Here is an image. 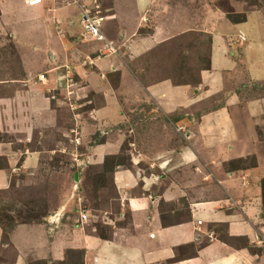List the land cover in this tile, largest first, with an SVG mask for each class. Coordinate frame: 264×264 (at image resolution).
<instances>
[{"label": "rangeland", "instance_id": "rangeland-1", "mask_svg": "<svg viewBox=\"0 0 264 264\" xmlns=\"http://www.w3.org/2000/svg\"><path fill=\"white\" fill-rule=\"evenodd\" d=\"M29 1L10 0V4L12 9L35 6L41 7L45 14H62L61 20L54 25L56 37L59 38L55 40L58 44L54 48L55 58L51 61L47 56L41 57L40 60L36 57V65L29 62L28 69L24 70V66L19 63L20 55L13 45L14 42L11 38H4L3 46L0 47V62L6 65V70L10 73L8 76L22 81V84L19 82L17 85L27 87L29 81L34 78L44 82L45 79L51 82L55 79L56 83L54 81V91L49 90L46 95L49 104L46 103L45 110H50V117L45 121L40 115L34 119L43 126L39 131L32 132L36 141L39 138V144L33 148L41 150L36 168L29 173L27 180L20 178L12 181L9 189L0 194L2 232L5 234L16 223L41 222L54 215L62 206L64 210L61 220H66L67 226L74 223V213L83 210L89 217L87 223L80 228L99 239H107L111 226L119 227L124 223V220L114 216L120 213L116 191L109 177L115 167L127 168L133 172L134 169H139L143 175L159 176L156 164L164 161L166 156L185 157L186 153L201 156L198 152L201 145L210 146L218 142L213 140L214 138L211 139L213 136L207 133L208 128L204 124L208 122L199 121L200 115L211 109L204 107L208 101L202 100L208 95L205 87L207 81H203L200 75L201 70L207 69V34L203 32L212 26L213 14H216V17L223 16L227 21V16L238 19L243 15L245 17L250 11L263 9L264 0H144L142 12L146 11V15L151 17L148 20L137 14L138 6H143L142 3L138 5V0H98L102 14L111 15L114 11L118 16L116 21H105L101 32L115 49V54L104 57L118 61L120 65L123 63L130 81L134 83V93L130 96L126 94L127 98L121 93L112 92L118 80L116 74L102 71V76L96 71H90L91 68L94 70L90 65L94 60L105 62L102 44L81 35L75 7H66L62 0L54 3L51 0H40L38 4L33 5L29 4ZM129 12H134L135 15L129 16ZM71 22H74L73 25ZM154 27H157L155 33L152 32ZM238 39L237 48L243 49L244 39L242 40L241 36ZM35 44L38 45V40H35ZM25 47L27 44L19 46L18 50L25 51ZM261 47L264 51V43H261ZM244 67H240L242 75L238 81L245 84L240 85L238 92L226 96L222 103L227 107L228 125L225 131H229L232 126L237 138L247 141L251 139L252 147L249 154H240L234 160L222 163L221 167L224 171H251V174L247 173L248 179L245 183L248 185L249 180L253 178L263 213L260 181L264 178V67L254 73ZM48 68L53 70L47 74L45 69ZM43 72L46 74L42 75ZM95 73L107 89L103 91L105 98L110 96V100L103 99L102 94L91 97L92 94L86 85L95 79ZM82 87L87 91H81ZM190 88L196 91L194 97ZM17 89L24 93L22 91L25 87L18 86ZM183 89L190 91L184 94L181 93ZM0 94L4 95L6 92L0 91ZM50 94L53 96L49 97ZM30 100L28 94L20 104L24 106V103L28 104ZM56 100L61 102L58 109L55 108ZM216 101L210 102V106H219ZM101 107L105 111L113 109L127 115V123H121L123 126L117 129L121 131L125 126L129 131L124 134L126 139L122 137L119 151L103 157H107L104 166L103 159L100 165L90 162L93 149L106 141L113 143L117 132L116 128H113V133L107 127L99 133L93 131L96 129L92 127L94 124L101 125L106 121L101 119L95 122L96 117L99 119L97 111ZM42 112L38 109L35 113ZM190 113L194 122L189 118ZM27 116L29 122V115ZM53 121L55 126H52ZM175 122L180 123L177 125L178 131H175ZM10 138L8 134L0 133V142L5 143ZM130 142L132 144L128 148ZM129 151L131 154H128ZM131 156L143 161L131 168L128 159ZM180 167L168 164L164 165L161 171L166 172L164 176L169 178L170 172L174 173ZM157 188L158 186H154L150 190ZM138 189L135 187V190ZM121 200L123 197H120L119 203ZM65 230L66 228H63V231ZM221 230V227L217 226L213 231L228 243L238 245L237 242L222 238ZM72 233L66 230L67 237L74 239ZM211 236L212 233L209 232L208 238L211 239ZM83 255L79 250L67 249L63 262L51 264H82ZM11 257L10 253L1 255L0 264H12ZM28 264L44 263L39 261Z\"/></svg>", "mask_w": 264, "mask_h": 264}, {"label": "crops", "instance_id": "crops-1", "mask_svg": "<svg viewBox=\"0 0 264 264\" xmlns=\"http://www.w3.org/2000/svg\"><path fill=\"white\" fill-rule=\"evenodd\" d=\"M138 1V5L142 3L143 6H138L137 14L142 19H150L146 11L142 12L144 0ZM0 7V47L3 46L4 38H11L24 70L28 69L29 62L36 65V57L40 60L41 57L47 56L53 61L54 48L58 46L55 40L59 39L56 37L54 25L61 20L62 14H45L41 7L35 6L12 9L10 0H0ZM129 14L135 15L134 12ZM213 15L212 26L203 32L207 34V69L201 70L200 73L203 81H207L205 87L208 95L202 100L205 99L208 103L203 106L211 109L202 113L199 121L208 122L204 124L208 128L207 133L213 136L211 139L214 138L213 140L218 142L210 146L199 145L198 152L201 156H191L189 153H186L185 157L166 156L164 161L156 164L159 176L143 175L139 169H134L133 172L127 168L115 167L109 177L116 191L120 213L114 216L124 220V223L121 222L123 224L119 227L111 226L107 239H99L89 232L85 233L80 227L87 221L80 223L77 213H74V223L67 226L66 220H61L64 207L60 206L57 209L58 214L56 212L41 222L13 224L6 231L4 242L0 226V256L10 253L12 264L39 261L51 264L63 262L67 249H74L84 254L82 264H264V214L260 210L253 178L249 180L248 185L245 183L248 179L247 173L251 174V171H224L221 167L222 163L234 160L240 154H249L252 147L251 139L247 141L237 138L232 126L229 131H225L228 125L227 107H224L222 102L230 93L238 92L241 84H245L238 81L242 75L240 67H248L251 73L259 72L264 67V51L261 47V43H264V8L248 12L245 14V20L236 24L225 20L223 16L222 18ZM110 16L108 20L111 22L118 19L114 11ZM74 22L70 24L73 25ZM156 29L157 27H154L152 32ZM240 36L244 39L243 49L237 48ZM35 40H38L37 46ZM26 44L25 51L18 50L19 46ZM103 60L105 62L101 61L102 63L94 60L90 64L94 70L91 68L90 71H96L102 76V71L116 74L118 80L113 93H121L124 96L134 93V83L130 81L123 63L120 65L118 61L107 57ZM45 70L48 74L53 69ZM97 73L86 88L90 90L92 98L102 94L104 99L103 91L107 89L102 85V81L97 79ZM8 74L10 73L7 72L6 65L0 62V91L6 92L4 95L0 94V133L11 136L9 141L0 142V194L9 189L12 181L20 178L27 180L29 173L36 168L41 150L33 148L39 144V138L36 141L32 132L39 131L43 126L34 119L39 115L44 121L50 117V110H45L46 103L49 104L46 95L49 94L47 91H54V81L56 83L55 79L52 82L45 79L44 82L34 78L26 87L17 85L19 82L22 84V81ZM45 74L43 72L42 75ZM18 86L25 87L22 91L24 93H20ZM80 90L87 91L84 87ZM190 90L194 97L196 91L191 88ZM190 90L183 89L181 93L186 94V91ZM26 94H30L31 100L23 106L20 103ZM51 95L53 96L50 94L49 97ZM105 99L111 98L108 96ZM214 100H217L219 106H210V102ZM60 105L61 102L56 100L55 108L58 109ZM38 109L43 111L42 114L35 113ZM191 115L190 113L189 116ZM97 116L99 119L96 117L95 122L101 119L106 121L101 125L94 124L92 127L96 129L93 131L99 133L107 127L113 133V128H116L117 132L113 143L106 141L103 145L94 147L90 162L100 165L104 156L119 151L122 137L126 139L124 134L129 131L125 126L119 131L123 126L120 124H126L128 121V116L123 112L113 109L105 111L101 107ZM189 118L194 122L192 116ZM176 123V126L180 124ZM52 126H55L54 121ZM178 128L179 126L176 129ZM131 144L130 142L128 148ZM128 154H131V151ZM128 159L131 168L140 161L135 156ZM168 164L181 166L174 173L170 172L169 178L164 176L166 172L161 171L164 165ZM154 186L158 188L150 190ZM135 187L139 189L135 190ZM120 197H123L121 203ZM217 226L222 229V238L237 242L238 245H232L218 237L213 231ZM63 228L72 231L75 238H68ZM209 232L212 233L211 239L208 238Z\"/></svg>", "mask_w": 264, "mask_h": 264}, {"label": "built area", "instance_id": "built-area-1", "mask_svg": "<svg viewBox=\"0 0 264 264\" xmlns=\"http://www.w3.org/2000/svg\"><path fill=\"white\" fill-rule=\"evenodd\" d=\"M40 0H30L29 4H38ZM53 3L57 0H51ZM65 6H73L77 11L78 23L81 28V35L95 43L102 44V55L109 56L115 54V49L112 44L105 39L104 34L101 32L105 21L111 18L110 15L102 14L98 0H62ZM101 55V56H102ZM176 129L175 131H178ZM77 220L80 223L88 221V216L85 211L79 210L77 213ZM200 222H197L199 224Z\"/></svg>", "mask_w": 264, "mask_h": 264}, {"label": "trees", "instance_id": "trees-1", "mask_svg": "<svg viewBox=\"0 0 264 264\" xmlns=\"http://www.w3.org/2000/svg\"><path fill=\"white\" fill-rule=\"evenodd\" d=\"M227 19H228V21L230 22V23H234V24H236V23H241V22H243L244 20H245V17H244V15L243 16H241V17H239L238 19H233V18H231V17H229V16H227ZM107 157H105L104 159H103V166L106 164V162H107ZM117 166V165H116ZM235 170H237V169H235ZM239 170V169H238ZM260 189H261V208H262V212H263V214H264V178L263 179H261V181H260ZM0 226H1V224H0ZM12 227V226H11ZM10 227V228H11ZM1 229H2V227H1ZM3 230V229H2ZM100 237V236H99ZM5 238H6V235L2 232V241L4 242V240H5Z\"/></svg>", "mask_w": 264, "mask_h": 264}]
</instances>
